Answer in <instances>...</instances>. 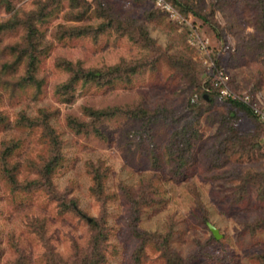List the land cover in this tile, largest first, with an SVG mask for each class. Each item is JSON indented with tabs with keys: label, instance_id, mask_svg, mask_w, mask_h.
Segmentation results:
<instances>
[{
	"label": "rangeland",
	"instance_id": "1",
	"mask_svg": "<svg viewBox=\"0 0 264 264\" xmlns=\"http://www.w3.org/2000/svg\"><path fill=\"white\" fill-rule=\"evenodd\" d=\"M175 2L0 0V264H264V0Z\"/></svg>",
	"mask_w": 264,
	"mask_h": 264
},
{
	"label": "built area",
	"instance_id": "2",
	"mask_svg": "<svg viewBox=\"0 0 264 264\" xmlns=\"http://www.w3.org/2000/svg\"><path fill=\"white\" fill-rule=\"evenodd\" d=\"M154 5L158 7L159 9L169 13L171 16H178L180 17V13L173 7V5L166 1V0H153ZM224 77L222 75H219L218 80L215 81V85H222ZM225 84V83H224ZM221 94L226 96L227 98H233V99H239L245 103H248V95L240 96L239 94L229 90L227 87H224L223 89H220ZM255 111H257L255 109Z\"/></svg>",
	"mask_w": 264,
	"mask_h": 264
},
{
	"label": "trees",
	"instance_id": "3",
	"mask_svg": "<svg viewBox=\"0 0 264 264\" xmlns=\"http://www.w3.org/2000/svg\"><path fill=\"white\" fill-rule=\"evenodd\" d=\"M150 1H152L153 2V0H150ZM166 1H168V2H170L172 5H173V7L176 9V6H177V3L175 2V0H166ZM154 3V2H153ZM177 10V9H176ZM179 12V11H178ZM180 13V12H179ZM3 26H5V25H3V24H0V29L1 28H3ZM127 26H129L130 27V22H129V25H127ZM132 27L133 28H136L135 26H133L132 25ZM89 73L90 74H92V75H95V74H93V72H91V71H89ZM211 86V89H212V91L213 90H215L216 91V93H219V91H218V89L217 88H215L212 84L210 85ZM211 91V92H212ZM207 95H202V98H203V100L205 99V100H210V99H212V96H213V94H208V93H206ZM230 102H231V104H233V105H235V106H238V107H241V108H243V109H246V110H248V112H250L252 115H254V113H255V115H258V114H256V112H254V110L249 106V104L248 103H245V102H243V101H241V100H239V99H233V98H227ZM113 110H118V108H112ZM112 109H110V110H101V111H96V112H94L95 114H100V115H109V114H113L115 111H112Z\"/></svg>",
	"mask_w": 264,
	"mask_h": 264
},
{
	"label": "water",
	"instance_id": "4",
	"mask_svg": "<svg viewBox=\"0 0 264 264\" xmlns=\"http://www.w3.org/2000/svg\"><path fill=\"white\" fill-rule=\"evenodd\" d=\"M209 229L211 230L212 234L214 235L215 238H219L220 234L218 229L211 223H208Z\"/></svg>",
	"mask_w": 264,
	"mask_h": 264
}]
</instances>
